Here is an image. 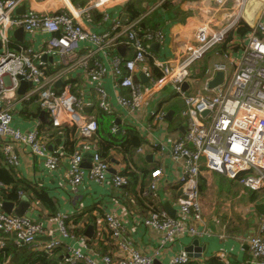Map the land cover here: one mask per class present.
Here are the masks:
<instances>
[{
  "label": "built area",
  "instance_id": "2783aa9c",
  "mask_svg": "<svg viewBox=\"0 0 264 264\" xmlns=\"http://www.w3.org/2000/svg\"><path fill=\"white\" fill-rule=\"evenodd\" d=\"M60 1V9L47 12L30 9L19 15L16 11L24 0H0V42L3 46L0 51V145L4 148L8 164L14 167L19 165L18 156L15 154L16 144L31 149L33 154L45 160L46 166L51 170L58 168L63 160L58 152H50L48 132L41 133L39 127L22 131L12 126L13 105L5 104L9 95L19 103L37 101L47 112L50 125L54 128L64 125L74 127L86 139L97 133V118L85 111L88 104L84 97L74 92L69 84L62 90L54 87L58 78L78 68L84 69L85 74L93 79L99 107L105 112L112 111L104 87V79L109 73L116 78L119 92L129 91V95H119V102L131 113L140 108L142 97L146 92L154 90L160 81L172 84L175 91L184 97L186 105L182 112L186 118L185 135L175 139L171 148L173 159L181 160L183 164L179 181L183 195L177 200L178 215L172 218L163 211L152 210L144 220L145 226L161 232V248L153 254H146L133 248L128 242L120 243L125 226L116 215L106 214V229L114 243L117 242L120 252L117 255L99 253L91 250L90 241H82L80 247L70 249L67 263L153 264L154 258L161 254L166 243L186 234L199 237L201 232L198 226L203 221L199 177L204 170L239 180L247 189L261 192L264 199V0H232L230 4V0H211L222 7H229L226 27L216 29L215 22L219 19L212 14L208 21L198 26L195 42L186 52L164 60L154 59L153 67L161 72L160 78L155 77L152 66L144 68L143 72L149 79L148 87L135 81L134 73L140 66L147 64L152 54L150 43L164 39L162 29H148L143 32L141 23L144 16H141L131 23H125L120 17L113 18L109 28L93 30L80 19L84 18L88 23H93L92 9L106 6L114 0L103 4H99V0H93L86 6L75 5L71 0ZM162 3L163 0L152 5L146 15L151 14ZM256 3L260 4V12L253 24L246 21L251 30L244 36L245 41L238 44L239 48L242 47V56L240 63L234 62L231 76L225 77L223 84L209 88L208 82L215 74L218 71L225 73L227 69L225 64H214L205 72L207 80L204 91L187 95L183 91V84L200 81L197 76L192 75V66L210 48L222 42L230 31L239 29L242 22H245L247 8ZM105 20H109L108 14ZM20 27L30 34L43 32L52 36L43 40L39 50L32 47L11 50L9 32ZM120 46L131 48L133 56L126 58L113 55ZM54 52L60 54L64 66L56 75L49 74L46 65L39 61L43 55ZM98 54L111 58L110 70L97 57ZM19 76L32 83L23 94L18 93L21 86ZM205 111L209 113L203 116ZM112 131L116 132L117 127L114 126ZM84 159L80 150L68 155V172L74 190L86 178L102 184L109 177L110 163L100 152H93L90 169L84 168ZM242 174L246 175L241 177ZM160 176V169L152 172V180L147 190L142 193L143 197L157 191ZM110 181L117 189L130 182L122 174L112 176ZM0 188L6 186L0 183ZM19 194L22 195V192ZM51 221L58 225L57 233L60 237L52 236L54 230L47 229L40 221L7 213L3 209L0 196V232L7 235L17 246H29L34 250L51 253L62 246L65 239H79L69 231L70 214H58ZM43 235L52 237L42 245L37 244ZM97 237L101 238L102 233H98ZM247 244L253 264H264V214L260 218L259 232L250 235ZM192 260V256L183 251L173 256L170 264H189Z\"/></svg>",
  "mask_w": 264,
  "mask_h": 264
},
{
  "label": "crops",
  "instance_id": "0c3cea01",
  "mask_svg": "<svg viewBox=\"0 0 264 264\" xmlns=\"http://www.w3.org/2000/svg\"><path fill=\"white\" fill-rule=\"evenodd\" d=\"M71 1L75 5L82 6V0ZM91 1L93 0L89 2ZM160 1L162 0L148 3L149 12L151 6ZM166 1L168 0H163L160 7L151 11L154 19L151 20L149 27L145 28L143 20L141 23L142 29L160 28L164 33V39L155 42L159 44V47H154V42L150 43L149 48L152 54L149 56L147 64L140 66L134 73L135 81L145 84L146 87H148L149 79L146 75L143 78L141 75L144 74V68L153 66L154 59L164 60L186 52L188 47L195 42L198 26L208 21L212 14L219 19L218 22H215L216 29H223L227 24L225 21L229 13L228 6L222 7L211 0H171L173 6L167 4L164 6ZM232 2L230 0L229 4ZM126 3L114 5L109 3L103 7L93 8L92 11H98L95 16L103 15L100 21L95 20L92 11L93 23H88L84 18L80 20L93 30L109 28L113 18L120 17L125 22L124 5ZM23 5L26 6V10L34 9L41 12L53 11L62 7L60 0H24L16 14H22ZM107 14L109 20H105ZM142 16L148 15L145 13ZM17 29L9 32L11 38L9 48L15 51L25 47L39 50L43 40L52 36V34L43 32L30 34L25 30L23 36L21 33L15 35ZM227 35V38L225 37L222 42L210 48L192 66V75L198 76L200 81L189 84L190 87L186 91L187 95L204 91L203 88L207 80L205 72L214 64H225L227 69L224 74L228 78L234 71V62L240 63L242 47L239 48L238 44L242 43L246 34H240L236 28L232 30V34ZM82 46L87 45L82 44ZM2 49L3 46L0 42V51ZM133 53L131 48L120 46L113 52V55L118 54L131 58ZM97 57L108 66L109 70L111 69V58L102 54H98ZM39 61L46 65L49 74L56 75L64 67L62 58L57 52L43 55ZM67 84L71 85L74 92L84 97L88 104L85 111L97 118L100 107L93 79L85 74L84 69L78 68L76 71L58 78L54 87L57 90H62ZM198 84L199 86H197ZM31 86L32 84H29L25 90ZM104 87L112 107V111L108 114L114 116L116 132L126 135L128 128H134L143 140V144L136 149L132 158L124 155L109 141L102 139L98 133L92 138L86 139L74 127L65 125L58 128L52 127L47 112L40 107L37 101L19 103L12 95H9L5 100V104L13 105L12 126L22 131H30L39 127L41 133L48 132L47 143L50 152H58L62 155L63 160L58 168L51 170L46 166L45 160L33 154L31 149L23 145H15V154L19 160V165L15 168L18 176L31 185L46 190L52 204L56 206L55 214L40 204L33 193L22 192V195L19 194L20 201L18 202L3 200L1 197L2 201L14 203L15 208H18L24 200L28 201V212L31 213V218L42 222L47 229L54 230L52 236L55 237H60L57 233L58 225L55 221H51V218L58 214H70L69 229L73 231L75 228H81L83 234L78 237L75 235L79 238L76 240L73 238L65 239L62 246L54 249L53 257L58 256V259L63 262L68 257L70 249L80 247L82 241H90L91 250L99 253L117 255L120 252L117 242L113 243V239L109 237V232L106 229L104 221L106 214L116 215L125 226V233L120 238V243L128 242L133 248L143 253L153 254L161 248L163 238L159 230L144 225V220L150 214L149 210L156 208L165 212L169 217V208L166 206V203L169 202L170 208L176 212L177 216L179 212L177 200L183 195L179 183L183 164L181 160L173 159L171 148L174 140L183 137L186 132V118L182 114L186 108L184 97L175 91L172 84L160 81L154 90L146 92L142 97L140 108L131 113L119 102V95H129V91L122 90L119 92L116 88V78L111 73L105 77ZM105 148H109L104 154L106 157L102 156L110 163L108 180L99 184L86 178L77 190H74L68 172V155L80 150L85 158L84 168L90 169L93 152L98 151L102 155ZM140 149L141 151H139ZM113 169L116 170V173L111 171ZM157 169L161 170V176L158 178L159 187L154 195L143 197L142 192L152 180V172ZM145 171L149 173L147 177ZM123 173L130 175L127 177L130 182L123 188L117 189L112 185L111 177L116 174L123 175ZM237 185L236 180L229 179L223 174L204 170L199 177L200 190H206L202 200L203 221L198 226L201 235L195 238V236L186 234L171 243H166L161 254L154 258L153 264H156L155 262L157 264H170L173 256L187 251V248L194 245L195 240L199 241V245H194V250L201 252L202 256L200 258L192 257L193 260L189 264H207L212 259L224 264H253L247 238L259 232L260 218L264 214V199L261 194L257 195L259 192L246 187L244 188L246 191L241 189L239 191ZM212 189L219 196H217L218 194L212 195L210 203L207 205L205 196ZM234 195L242 199L241 207L234 205ZM73 216L78 221L75 225ZM90 225H93L94 230L92 238L87 237L86 234ZM100 232L102 237L98 238L97 235ZM52 236L43 235L38 239L37 244L42 245ZM9 240L8 236L0 232V250L12 243Z\"/></svg>",
  "mask_w": 264,
  "mask_h": 264
},
{
  "label": "trees",
  "instance_id": "16d2710c",
  "mask_svg": "<svg viewBox=\"0 0 264 264\" xmlns=\"http://www.w3.org/2000/svg\"><path fill=\"white\" fill-rule=\"evenodd\" d=\"M89 1L90 0H83V2L81 3L82 6L88 5ZM157 1L159 0H129L124 5L125 13H126L125 22L131 23L132 21L141 17L142 15L147 13V11L149 10L148 3H152V2L154 3ZM171 2H172L171 0L166 1L164 3V6H167V5L171 6L172 5ZM144 4H146L147 6H145ZM92 13L96 21H100L103 18V15L101 14L98 16H95L98 13L97 10H93ZM153 16L154 15L151 14L143 18V22L145 23V28L149 27L151 20L154 19ZM145 28L143 29V32L146 30ZM250 30H251V26L242 22V26L238 29V32L244 35V34H247ZM230 33L232 34V31H230L228 35ZM152 68H154L155 77L160 78L162 76L161 72L153 66ZM97 115H98L97 121H98V126H99L97 130L98 135L102 139L109 141L111 144L117 147L124 155L132 158L136 149L140 148V146L143 144L142 143L143 140L141 136L139 135V133L134 128H128L126 135L113 132L112 128L114 127V124H115L114 116L108 114V112H105L101 108L98 111ZM108 149L109 148H105V150H103L102 156L104 158L106 157L104 154L107 153ZM15 168L16 167L8 164L5 153H4V148L2 145H0V183L5 185L6 187H10V188H2L0 190L1 197L3 198V200H12V201L18 202L20 201V197L18 193L19 191L23 193H27V194L33 193L35 194L36 199H38V202H40V204H42L43 206H46V208L50 212L55 214L56 206L52 204V201L49 198V195L46 192V190L33 186L29 182L22 180V178L18 176ZM144 173L146 177L149 174L147 171H145ZM123 175L126 177L128 176L130 177V175L126 173L125 174L123 173ZM244 175L246 174H242L241 177H243ZM236 181H239V180H236ZM147 188L145 190H147ZM154 193L155 192H151L149 196L154 195ZM152 210L159 211L156 208L150 209L149 211L151 212ZM73 218H74V225H75L78 223V221L75 219L74 216L72 217V219ZM70 220H71V217H70ZM68 227H69V223H68ZM71 232L74 233V235H76L77 237L83 234V231L81 228H75ZM54 252L47 253L45 251H35L33 248H30L29 246L20 247V246L15 245L12 242V243H9L7 246H5L2 250H0V264H4L6 261H7L6 264H69L66 262V260L64 262L60 261L58 259V256L53 257ZM78 264H83V263H78ZM207 264H224V263L219 262V261L216 262L214 261V259H212L208 261Z\"/></svg>",
  "mask_w": 264,
  "mask_h": 264
},
{
  "label": "water",
  "instance_id": "95a60500",
  "mask_svg": "<svg viewBox=\"0 0 264 264\" xmlns=\"http://www.w3.org/2000/svg\"><path fill=\"white\" fill-rule=\"evenodd\" d=\"M26 11V6L23 5L22 6V13H24ZM18 33H21L23 36L24 33V29L22 27H20L19 29L16 30L15 35H17ZM154 47H159L158 43H154L153 44ZM45 59V58H44ZM141 77H145V73L141 75ZM20 79V83L21 86L19 88V93L22 94L24 93L25 88L30 84H32L31 82L28 83V81H25L24 78L22 76H19ZM225 80V74L223 71H218L215 76L208 82V86L209 88L213 89L221 84L224 83ZM190 85L188 82H185L183 84V91H188ZM171 113V112H170ZM209 113V111H205L202 113L203 116L207 115ZM112 172L116 173V170H111ZM182 191V190H181ZM167 208H169V212H170V217L175 218L176 216V212L174 210H172L170 208V203L167 202L166 203ZM28 207H29V202L24 200L23 202H21L20 206L18 208H15L14 203L12 202H7L4 201L3 202V209L7 212V213H15L18 215H26L27 217L31 218V213L28 212ZM93 225H90V227L88 228L86 234L87 237L92 238L93 237ZM194 245H199V241L195 240ZM194 245L191 248H187V251L189 253V255H191L192 257H196V258H200L202 256L201 252H195L194 250ZM157 264V262H155Z\"/></svg>",
  "mask_w": 264,
  "mask_h": 264
},
{
  "label": "rangeland",
  "instance_id": "374dc122",
  "mask_svg": "<svg viewBox=\"0 0 264 264\" xmlns=\"http://www.w3.org/2000/svg\"><path fill=\"white\" fill-rule=\"evenodd\" d=\"M128 1L129 0H116L114 2L113 1L110 2V4L114 5L116 3L117 4L118 3H122V2H125L126 3ZM77 2H80V1H77ZM81 2H83V0ZM88 3L90 4V2H88ZM259 7H260V4L258 3L253 8H248V11L246 12V16H245L244 20L247 21V22H249V23H251V24H253L254 21H255V19H256L257 14H258V12L256 13V11H259L258 10ZM242 41H245V40H242ZM197 86H199V84ZM237 183H238L237 187H238L239 191H240V189L243 190V191H246V190H244V188H245L244 185L240 181H237ZM200 191H201V194H202V199H201V202H202V200H203V193L206 192V190H204V191L200 190ZM217 194L218 193H215V191L213 189L208 192V195L205 196L207 198V201H206L207 202V205H209V203H210L211 196L212 195L215 196ZM260 194H261V192L257 193V195H260ZM217 196H219V194ZM233 203H234L235 206L241 207L242 199H240L239 197H237V196L234 195V197H233Z\"/></svg>",
  "mask_w": 264,
  "mask_h": 264
},
{
  "label": "bare ground",
  "instance_id": "6f19581e",
  "mask_svg": "<svg viewBox=\"0 0 264 264\" xmlns=\"http://www.w3.org/2000/svg\"><path fill=\"white\" fill-rule=\"evenodd\" d=\"M107 1H109V0H99V4H103V3H105V2H107ZM256 4H258V3H256ZM255 4V5H256ZM255 5H253V6H249L248 8H253ZM248 8H247V11H248ZM246 11V12H247Z\"/></svg>",
  "mask_w": 264,
  "mask_h": 264
}]
</instances>
